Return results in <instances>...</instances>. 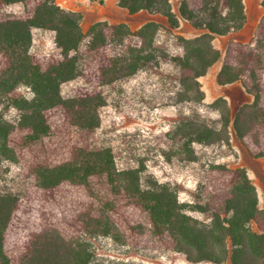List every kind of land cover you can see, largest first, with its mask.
Instances as JSON below:
<instances>
[{"label": "trees", "instance_id": "obj_1", "mask_svg": "<svg viewBox=\"0 0 264 264\" xmlns=\"http://www.w3.org/2000/svg\"><path fill=\"white\" fill-rule=\"evenodd\" d=\"M15 4L23 11H5ZM118 6L160 16L169 30L185 20L200 31L180 36L183 55L170 58L179 69V101H204L200 79L217 62L219 86L239 83L253 97L234 113L225 97L216 98L219 128L182 121L171 155L193 162V144L230 147L235 139L250 157L264 158V14L253 46L229 40L222 54L213 42L245 27L244 0H118ZM82 19L56 0H0V164L19 165L29 182L23 196L0 194V264H101L93 249L99 237L188 264H264V210L244 167L210 164L205 202L189 204L167 183L144 182V162L119 169L112 149L95 145L107 104L99 88L157 62L162 25L151 20L133 30L99 21L84 30ZM35 30L54 34V53L32 51ZM77 78L89 87L63 97L61 86ZM11 108L19 112L16 122L2 115ZM189 210L208 214L209 222Z\"/></svg>", "mask_w": 264, "mask_h": 264}, {"label": "rangeland", "instance_id": "obj_2", "mask_svg": "<svg viewBox=\"0 0 264 264\" xmlns=\"http://www.w3.org/2000/svg\"><path fill=\"white\" fill-rule=\"evenodd\" d=\"M77 4V12L83 16L81 25L84 30L99 21L124 23L136 30L149 19L147 13L129 14L118 6V0H77ZM173 5L177 9L178 2ZM5 11L20 13L23 7L15 4ZM157 21L162 25L156 37L157 62L148 64L130 78L99 88L107 104L100 110L102 123L95 136V145L112 149L119 169L136 168L144 162V182L155 179L159 183H167L177 191L180 202L189 204L205 202L202 190L210 164L244 167L259 194V208L264 210V158L250 157L235 139L231 140L230 147L224 144H193L198 157L193 162L171 155L173 133L182 121L204 120L219 128V113L211 107L216 98L225 97L234 113L242 104L251 102L253 97L239 83L219 86L215 72L221 62H217L200 79L204 101L200 104L179 101V69L170 58L183 55L180 36L187 38V34L195 35L199 30L185 20H182L180 29L175 30H169L165 19L160 16ZM229 40V37H217L213 44L224 54ZM254 43L255 33L248 44L253 46ZM32 51L54 53V34L35 30ZM161 53L168 54L169 58L163 59ZM84 86L89 87L83 78L64 83L61 86L62 96L71 97L75 88ZM26 96L31 95L26 91ZM1 112L10 122L18 120L19 112L14 108ZM28 188L29 182L22 177L19 165L9 161L0 164V194L23 196ZM188 214L205 223L210 220L208 214L198 211L189 210ZM93 249L96 262L101 264H188L173 254L149 250V247L134 249L107 237L95 239Z\"/></svg>", "mask_w": 264, "mask_h": 264}, {"label": "crops", "instance_id": "obj_3", "mask_svg": "<svg viewBox=\"0 0 264 264\" xmlns=\"http://www.w3.org/2000/svg\"><path fill=\"white\" fill-rule=\"evenodd\" d=\"M56 1L62 8L66 10L75 11V12L79 11L77 0H56ZM261 2L262 0H244L245 13L247 16V23L245 27L242 30L235 32V33H231L225 37H229L230 40L238 41V42L245 43V44L250 43L252 41V38L254 37L255 29L261 17L264 14V7L261 5ZM140 13H146V12H140ZM147 15L149 17L148 21H151V20L157 21V17H159V16L149 15L148 13ZM181 25H182V20L180 22V27ZM197 35H199V31H198V34H195V35L194 33L193 35L187 34L186 37L187 39H190V38L196 37ZM219 69L216 70L215 76L217 75ZM258 197H259V194H258Z\"/></svg>", "mask_w": 264, "mask_h": 264}]
</instances>
